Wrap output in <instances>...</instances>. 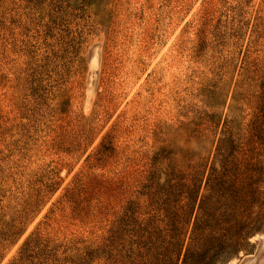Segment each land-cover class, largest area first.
Here are the masks:
<instances>
[{
	"label": "rangeland",
	"instance_id": "obj_1",
	"mask_svg": "<svg viewBox=\"0 0 264 264\" xmlns=\"http://www.w3.org/2000/svg\"><path fill=\"white\" fill-rule=\"evenodd\" d=\"M177 213L264 264V0H0V264H154L95 249Z\"/></svg>",
	"mask_w": 264,
	"mask_h": 264
},
{
	"label": "trees",
	"instance_id": "obj_2",
	"mask_svg": "<svg viewBox=\"0 0 264 264\" xmlns=\"http://www.w3.org/2000/svg\"><path fill=\"white\" fill-rule=\"evenodd\" d=\"M221 216L223 215L204 213L201 221L204 227L192 231L187 245H185L187 230L184 231L181 227L185 223L182 214L177 213L172 222H167L166 218L152 217L148 220L146 227L137 225L136 222H132V219L127 218L123 223L120 221L114 223L108 237L100 246H97L95 253H104L107 250L114 252L120 240L121 226H123V231H126L130 240L132 237H136L139 241L143 239L141 243L138 242V245L141 246L144 243L143 247H149L154 264H180V262L181 264H213V261L226 251L225 249H228L227 253L234 251L241 238L240 235L234 239L227 237L236 226L235 223L232 224L227 220L224 222ZM160 224L163 226H158Z\"/></svg>",
	"mask_w": 264,
	"mask_h": 264
},
{
	"label": "bare ground",
	"instance_id": "obj_3",
	"mask_svg": "<svg viewBox=\"0 0 264 264\" xmlns=\"http://www.w3.org/2000/svg\"><path fill=\"white\" fill-rule=\"evenodd\" d=\"M98 66V59H97V55L95 54L91 60V68L92 70H95ZM264 238V236H263ZM230 264H233V263H230Z\"/></svg>",
	"mask_w": 264,
	"mask_h": 264
}]
</instances>
